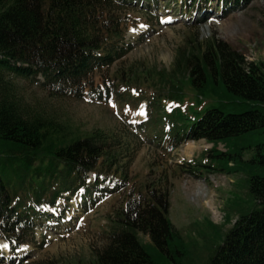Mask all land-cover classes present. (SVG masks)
Segmentation results:
<instances>
[{"label": "trees", "instance_id": "1", "mask_svg": "<svg viewBox=\"0 0 264 264\" xmlns=\"http://www.w3.org/2000/svg\"><path fill=\"white\" fill-rule=\"evenodd\" d=\"M124 1L0 0V235L13 250L28 242L32 218L40 215L42 205L53 206L61 192L75 194L85 188L88 173L124 180L113 171L109 137L74 136L68 125L31 113L15 82V77L32 80L53 97L84 99L86 90L93 96L89 89L96 69L112 65L123 54L132 25L127 15L117 12L116 7L119 12L125 9ZM154 75L173 103L170 115H164L166 104L156 107L164 116L154 124L165 120L180 142L181 137L205 139L213 144L210 159L242 161L238 143L264 133V65L246 63L228 44L191 39L178 51L170 73ZM39 76L44 83H39ZM183 81L189 82L199 102L212 97L220 104L235 101L233 108L250 109L231 113L215 106L200 116L187 115L181 111L186 98ZM147 100L152 113L157 100ZM219 144L235 150L222 153ZM242 165L251 172L244 189L252 207L236 211L230 229L210 224L219 229L220 243L209 241L219 237L213 232L201 234L209 243L205 257L168 218V190L146 186L119 208L104 245L89 261L78 264H264V144L257 145Z\"/></svg>", "mask_w": 264, "mask_h": 264}, {"label": "rangeland", "instance_id": "2", "mask_svg": "<svg viewBox=\"0 0 264 264\" xmlns=\"http://www.w3.org/2000/svg\"><path fill=\"white\" fill-rule=\"evenodd\" d=\"M145 1L132 2L131 7L125 5L121 12L116 7L118 13L127 15L132 22L129 30L132 29L128 30L127 36L128 50L112 65L97 69L93 76L95 84L89 89H93V96L97 95L98 87H102L101 94L110 90V98L88 96V90L84 99L53 97L32 80L15 77L17 90L31 113H40L62 125H68L69 133L74 136L102 133L109 137L115 156L113 171L123 175L124 180L121 183L123 189L106 196L100 195V200L91 204L90 208L81 205H84V194L71 197L70 201L66 200L67 195L62 194L56 199L58 208L55 210L42 206L41 214L32 218L35 226L41 228H34V233L28 236V244L22 248L24 253L18 258L8 255L9 244L0 237V264H78L80 260L89 261L93 252L104 245L105 234L109 232L119 208L126 203L130 194L144 191L146 186L168 190V218L186 239L199 247L203 257L206 256L205 250L209 248V243L200 237L201 234L213 232L219 237L209 241L220 243L219 229L210 228V224L223 225L222 231L230 229L237 218L236 211L243 206L252 207L253 201H250L244 189L251 172L242 165V161L250 160L252 150L264 144V133L252 135L238 143L242 149V161L210 159L212 154L208 151L213 148V144L205 139L184 140L175 148L169 140L156 142L161 130L149 126V102L145 100H157L155 107L151 106L152 113L158 105L162 107L166 104L170 109L173 103L167 100V87L154 74L160 71L170 73L178 51L186 47L191 39L201 43L210 40L224 42L239 53L246 63L264 65V0L239 3L225 0L223 12L217 0L209 9L217 8L221 16L209 18V10L206 9L203 16L199 15L202 21L199 23L193 20L184 22L181 17L190 16L201 0L194 7L190 0ZM222 1L219 0V3ZM152 71L154 74L150 76ZM38 80L44 82L40 76ZM183 83L186 97L183 105L187 115L200 116L215 106L231 113L250 109L249 106L233 108L236 106L235 101L220 104L212 97L199 102L189 82ZM142 108L145 110L144 115L141 114ZM167 113L170 114V110ZM230 149L235 150L224 144L218 145L222 153ZM93 177L89 175V182L93 181ZM92 192L93 188L87 194L89 203H92ZM208 202L212 204V209L205 204ZM51 210L57 215L67 211L69 219L73 212H84L77 215L74 223L67 220L54 230L53 225L48 227L47 224L52 219L42 214ZM43 226L53 230L46 231ZM140 237L143 242L150 243L148 237Z\"/></svg>", "mask_w": 264, "mask_h": 264}, {"label": "bare ground", "instance_id": "3", "mask_svg": "<svg viewBox=\"0 0 264 264\" xmlns=\"http://www.w3.org/2000/svg\"><path fill=\"white\" fill-rule=\"evenodd\" d=\"M144 108L141 109V114L143 115L144 114ZM198 202V201H197ZM207 205V207H209V209H212V204L211 203H205ZM214 210V209H213ZM215 213V212H214Z\"/></svg>", "mask_w": 264, "mask_h": 264}]
</instances>
